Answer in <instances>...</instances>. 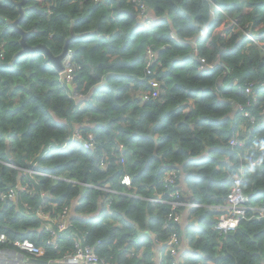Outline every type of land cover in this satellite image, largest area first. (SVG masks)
Listing matches in <instances>:
<instances>
[{
    "label": "clouds",
    "instance_id": "clouds-1",
    "mask_svg": "<svg viewBox=\"0 0 264 264\" xmlns=\"http://www.w3.org/2000/svg\"><path fill=\"white\" fill-rule=\"evenodd\" d=\"M262 35L264 0H0V264H264Z\"/></svg>",
    "mask_w": 264,
    "mask_h": 264
},
{
    "label": "trees",
    "instance_id": "trees-1",
    "mask_svg": "<svg viewBox=\"0 0 264 264\" xmlns=\"http://www.w3.org/2000/svg\"><path fill=\"white\" fill-rule=\"evenodd\" d=\"M25 2H27V0H25ZM8 6L9 5H4V7H8ZM20 7H23V5H20ZM30 12H35V9L30 10ZM17 23L18 24H24V23H27V21L23 18V15H21V19L19 21H17ZM12 27L15 28V25H12ZM5 34H7V33H5ZM21 35H23V34L21 33ZM24 37H26V40L31 38L29 36H24ZM259 39L260 40H264V35L260 36ZM36 53L39 54V53H41V51H36ZM222 55H223V53H222ZM19 59L20 58L17 57V60H19ZM185 63H187V61H185ZM181 67H183V65H181ZM3 70L4 69H0V71H3ZM211 75H212L211 72H205V73L201 74V76H211ZM192 95H194V93H192ZM205 96H207V93H205ZM224 106L225 105L223 103L217 105V110H219V108H222ZM237 111H239V110H237ZM204 123H205L204 121L201 122V124H204ZM218 125H219V122H216V121L210 122V124H209V126H218ZM196 163H200V162H196ZM262 198H264V191H258L250 199H252L253 201L259 202V200L262 199ZM45 199L47 200V198H45ZM219 213H220L219 210H213L212 212L209 213V215L217 216ZM73 220L77 221L79 223L85 224V225H95V224L99 223V218L83 219V218L74 217ZM152 222L153 223H157L156 220H153ZM241 222H243V221H241ZM198 223L204 224L207 227L214 226V222L213 221L205 220L204 217H201ZM253 224H257V225L264 224V221H253ZM129 227H131V225H129ZM188 230L193 235L205 236L207 234L206 231H205V228L196 227V226H193V225H189ZM40 235L42 236L43 233H41ZM260 235L264 236V233H261ZM24 238L26 239L27 237H24ZM143 242H144V238H141L140 243L143 244ZM213 246H215V245H213ZM187 258H189V260L191 261V264H197V262L201 259V257L197 253L192 252V251H189V256ZM253 259H256V257H253Z\"/></svg>",
    "mask_w": 264,
    "mask_h": 264
},
{
    "label": "water",
    "instance_id": "water-1",
    "mask_svg": "<svg viewBox=\"0 0 264 264\" xmlns=\"http://www.w3.org/2000/svg\"><path fill=\"white\" fill-rule=\"evenodd\" d=\"M24 39L26 40V37H24ZM25 51L27 52V51H29V49H25ZM36 51H41V52H44L45 54H48V53H47V50L44 49V48H38V49L35 50V52H36ZM48 55H49V60H50L53 64H55V65L57 66V69H58V70H60V62H59V60H54V59L51 57L50 54H48ZM13 163H14V162H13Z\"/></svg>",
    "mask_w": 264,
    "mask_h": 264
},
{
    "label": "crops",
    "instance_id": "crops-1",
    "mask_svg": "<svg viewBox=\"0 0 264 264\" xmlns=\"http://www.w3.org/2000/svg\"><path fill=\"white\" fill-rule=\"evenodd\" d=\"M73 219H74V217H73ZM189 228V225L187 226V229ZM162 250V249H161ZM183 256H185V257H188L189 256V251H185L184 253H183Z\"/></svg>",
    "mask_w": 264,
    "mask_h": 264
},
{
    "label": "built area",
    "instance_id": "built-area-1",
    "mask_svg": "<svg viewBox=\"0 0 264 264\" xmlns=\"http://www.w3.org/2000/svg\"><path fill=\"white\" fill-rule=\"evenodd\" d=\"M219 214L217 215V216H221V215H225V213H224V211L223 210H219ZM247 214V213H246ZM218 230H220L219 228H218Z\"/></svg>",
    "mask_w": 264,
    "mask_h": 264
}]
</instances>
